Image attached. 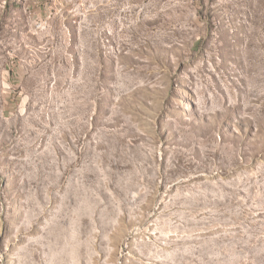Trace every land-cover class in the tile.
Segmentation results:
<instances>
[{
  "label": "rangeland",
  "instance_id": "rangeland-1",
  "mask_svg": "<svg viewBox=\"0 0 264 264\" xmlns=\"http://www.w3.org/2000/svg\"><path fill=\"white\" fill-rule=\"evenodd\" d=\"M0 264H264V0H0Z\"/></svg>",
  "mask_w": 264,
  "mask_h": 264
}]
</instances>
